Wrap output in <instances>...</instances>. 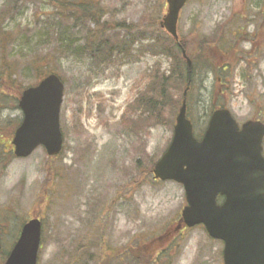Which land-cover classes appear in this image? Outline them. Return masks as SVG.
Returning a JSON list of instances; mask_svg holds the SVG:
<instances>
[{
	"label": "rangeland",
	"instance_id": "374dc122",
	"mask_svg": "<svg viewBox=\"0 0 264 264\" xmlns=\"http://www.w3.org/2000/svg\"><path fill=\"white\" fill-rule=\"evenodd\" d=\"M53 1L0 0V32L14 35L6 49L0 45V264L33 216L44 217L38 264H223V242L203 226L175 233L186 205L183 186L153 179L185 90L157 83L171 65L153 47L156 38L169 44L160 27L166 0H98L102 26L67 24L74 49L47 60L65 83L64 151L52 159L42 147L26 159L11 155L13 129L23 119L21 89L39 81L30 63L48 52L39 35L57 11ZM105 25L111 44H128L125 54L109 58L102 34L87 37V29L103 33ZM50 33L52 44L57 37ZM178 35L198 65L186 101L196 135L221 107L240 124L264 121V0H189ZM6 65L16 76L4 75Z\"/></svg>",
	"mask_w": 264,
	"mask_h": 264
},
{
	"label": "water",
	"instance_id": "95a60500",
	"mask_svg": "<svg viewBox=\"0 0 264 264\" xmlns=\"http://www.w3.org/2000/svg\"><path fill=\"white\" fill-rule=\"evenodd\" d=\"M166 1L160 27L178 41L180 13L189 0ZM64 90L61 77L50 74L23 91L19 107L24 117L12 141L17 158L29 157L40 146L49 156L61 152ZM187 93L171 145L154 167L155 179L183 185L187 205L182 222L189 228L202 224L210 237L223 241L225 264H264V123L248 121L240 128L231 112L221 108L198 140L187 117ZM218 196L225 197L221 205ZM40 244L41 222L33 219L5 264H37Z\"/></svg>",
	"mask_w": 264,
	"mask_h": 264
},
{
	"label": "trees",
	"instance_id": "16d2710c",
	"mask_svg": "<svg viewBox=\"0 0 264 264\" xmlns=\"http://www.w3.org/2000/svg\"><path fill=\"white\" fill-rule=\"evenodd\" d=\"M96 1L98 2V4L93 0H55L51 3L52 6L57 9V11H55V13L47 18L44 26H41L40 28L39 35L42 47L47 48L46 51L48 52L44 53L43 57H36L40 58L39 61H36V58H33L32 62L30 63V67L36 72H39V80L43 79L48 74H51L50 70H48L49 61H47L50 56L59 54L60 50H64L65 54H68L72 52V49H74V44L69 41V39H66L67 24H72L73 27L77 28H79L80 25L84 23L94 24L98 27L102 26L101 21L103 20L104 15L97 12L98 6L100 5L99 1ZM105 27L106 25L104 26V30L106 29ZM43 28H45L44 31H42ZM51 30L54 31L53 35L57 37L54 43L51 42L52 44H50L48 40V37L51 34ZM106 31L107 30H105L103 33H96L87 29L86 32L88 34V38H93L96 34H102L101 37H99L104 43L102 54L107 55L108 53L109 58H114L120 56L121 54H125V49L128 48V44L126 45V42H122L121 44L119 42L111 44L109 38L106 37ZM0 33V45H2V43L4 42L3 49H6V46L11 41L10 38L14 37L13 32L10 33V31L3 29ZM43 39H46V44L48 47L44 44ZM157 39L158 38L154 40L153 47L162 52L171 61L168 77H161L160 81H158L157 83L163 81V86L169 85L179 90H181L182 87H185L186 89V87H188L189 85L191 87L192 83L194 82V74L198 65L196 62H194L192 67L188 68V64L186 62V59L184 58L183 53L184 51L187 52L186 43L182 41L176 42L173 38L168 36L169 44H167L166 46L163 42H158ZM90 40L91 39L87 40L86 47L84 48V52L86 53H89L87 50V46ZM5 68H3L4 75H11V78L13 76H16L15 74H13V66L6 65ZM21 91H23V88L21 89ZM165 91L166 88H162L161 94L165 95ZM153 101L154 99H151V102ZM19 123L20 122L18 121L16 127ZM16 127L13 129V132Z\"/></svg>",
	"mask_w": 264,
	"mask_h": 264
},
{
	"label": "flooded vegetation",
	"instance_id": "af4514ba",
	"mask_svg": "<svg viewBox=\"0 0 264 264\" xmlns=\"http://www.w3.org/2000/svg\"><path fill=\"white\" fill-rule=\"evenodd\" d=\"M56 176H58V179H59V189H60V191L61 192H63V186H64V184H62L61 183V172H59L58 174H56ZM68 186L70 187L69 188V190H68V192H69V195H70V198H72V193H73V188H72V181H70L69 183H68ZM33 217H31V219H32ZM30 220V219H29ZM182 224V223H181ZM181 224H179V228H181V227H183V224L181 225ZM101 232H102V234L104 235V239H107L108 240V236H107V232H108V229H107V226H106V224L105 225H103L102 226V229H101ZM177 237V236H176ZM175 236L173 237V238H176ZM88 238H90V237H88ZM103 239V241H105ZM104 244H105V242H104ZM104 249H105V247H103V253H108V252H105L104 251ZM96 264H99L98 262L96 263ZM107 264V263H106ZM108 264H110V263H108Z\"/></svg>",
	"mask_w": 264,
	"mask_h": 264
}]
</instances>
